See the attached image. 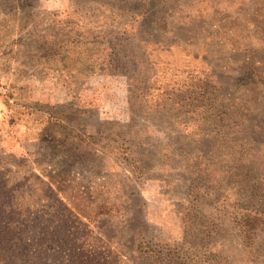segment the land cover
<instances>
[{
  "label": "rangeland",
  "instance_id": "obj_1",
  "mask_svg": "<svg viewBox=\"0 0 264 264\" xmlns=\"http://www.w3.org/2000/svg\"><path fill=\"white\" fill-rule=\"evenodd\" d=\"M0 104V264H264V0H0Z\"/></svg>",
  "mask_w": 264,
  "mask_h": 264
},
{
  "label": "crops",
  "instance_id": "obj_2",
  "mask_svg": "<svg viewBox=\"0 0 264 264\" xmlns=\"http://www.w3.org/2000/svg\"><path fill=\"white\" fill-rule=\"evenodd\" d=\"M13 127L14 126L12 125V123L9 122V116L6 114L4 106L0 104V143L2 144V148L4 147L3 142H5L6 140H11L14 137L15 133ZM15 130H17L16 133L19 132L20 135H22V141L20 142V144L18 143V149H20V152L22 151V153H27L28 151L29 153H31V149L28 148L27 150H25V148L30 147L31 144L38 145L43 141L42 137L37 131H35L34 133L32 132L34 134L32 136L31 130L27 131L25 128H21L20 126H17Z\"/></svg>",
  "mask_w": 264,
  "mask_h": 264
},
{
  "label": "trees",
  "instance_id": "obj_3",
  "mask_svg": "<svg viewBox=\"0 0 264 264\" xmlns=\"http://www.w3.org/2000/svg\"><path fill=\"white\" fill-rule=\"evenodd\" d=\"M255 81H256L255 74L253 72H250V73H244L240 77L239 83L247 85V84H253ZM259 220H261V219L259 218Z\"/></svg>",
  "mask_w": 264,
  "mask_h": 264
}]
</instances>
